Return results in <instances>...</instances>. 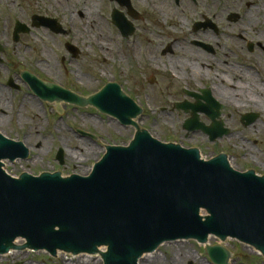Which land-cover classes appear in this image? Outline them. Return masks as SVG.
Listing matches in <instances>:
<instances>
[{"label": "water", "instance_id": "95a60500", "mask_svg": "<svg viewBox=\"0 0 264 264\" xmlns=\"http://www.w3.org/2000/svg\"><path fill=\"white\" fill-rule=\"evenodd\" d=\"M117 1L131 13L130 0ZM112 18L125 37L132 35L134 27L122 13L114 11ZM33 21L34 26L62 32L55 20L36 16ZM26 30L19 24L16 39ZM24 77L49 103L95 106L137 131L127 146H107L88 175L64 178L59 172L23 173L19 178L7 174L3 160L25 159L29 150L0 133V254L11 249L47 250L53 256L57 250L95 254L106 246V264H137L163 241L204 242L214 235L239 239L264 256V178L234 170L224 154L206 161L195 148L154 139L134 123L140 109L117 83L81 98L30 74ZM192 120L185 125L188 131L212 129V139L223 134L219 125L205 129ZM57 159L63 164L62 152ZM18 239L24 243L15 245ZM219 250L210 249L211 258L226 263L228 253Z\"/></svg>", "mask_w": 264, "mask_h": 264}, {"label": "rangeland", "instance_id": "374dc122", "mask_svg": "<svg viewBox=\"0 0 264 264\" xmlns=\"http://www.w3.org/2000/svg\"><path fill=\"white\" fill-rule=\"evenodd\" d=\"M160 1L165 8L163 18L155 12L149 0H132V5L143 13V17L141 21L135 23L136 27H139L136 33L125 39L113 25L111 13L113 9L123 13L126 10L110 0H97L99 2L97 8H92L91 0H60L54 1L55 3L52 0H0V43L4 49V52L0 53L3 60L0 64V82L12 78L17 84L15 74L30 69L46 77L48 81L59 85L62 82L75 92L84 93L86 96L96 94L106 83L117 82L139 104L141 101L146 102L143 94H148L150 102L147 109H153L155 113L147 111V114L137 119L141 129L148 131L161 142L182 143L187 148L197 147L207 159L225 152L236 161L234 167L243 171L239 123L226 126L231 132L238 133L237 136L223 138L222 141L215 143H210L202 133L189 135L182 127L188 115L171 109L160 110L161 107L168 106L167 101L174 102L183 98L179 95L183 82L173 81L168 74L166 78L163 73L158 76V71L154 68L144 69L147 60L143 58V55L149 58L154 49L158 50L160 43L167 41L163 34L173 32L172 26L179 24L178 15L182 18L183 14L188 19L195 20L199 18L195 11L206 15L208 4H212V11L216 12L218 8L227 6L228 2L198 0L199 5L194 7L192 3L191 6L188 1L181 0L182 6L179 7L173 0ZM96 11L98 20L103 24L101 37L108 39L107 47L104 49L98 48L95 42L96 38H101L97 34L100 32L87 35V39L83 37L85 33L83 26L88 23L89 13L94 16ZM36 14L58 20L68 34L57 36L48 29H32L31 34L21 36L22 38L15 43L13 31L16 21L24 24L26 22L30 27L32 17ZM93 22L94 27L96 21ZM69 44L80 51L77 59H73L67 50L66 46ZM120 69L128 72L130 77L127 80L121 75ZM152 77L156 78H154L157 80L156 83L149 81ZM137 79L148 87L146 92L141 88L137 90L140 86L135 82ZM199 80L206 83L205 80L195 78L188 82L191 84ZM2 87L0 86V89ZM13 95L17 97L14 105L8 104V97L4 104L0 100V113L2 109L7 112L4 116L7 124L5 127L0 125V131L10 139L23 141L28 149H31L28 160L5 162V170L13 176L19 177L25 171L34 175L43 172L51 174L60 172L63 176L89 174L93 165L105 154L107 145L126 146L135 136L133 127L122 126L116 119L100 114L94 107L77 108L64 103L60 105L40 103L25 88L21 92H14ZM32 104L35 107L31 106ZM227 113L238 115L234 110ZM85 132L96 136V139L84 137ZM61 150L64 158L62 166L56 159ZM86 151L90 152L85 153ZM71 155L77 158L73 159ZM230 241L227 246L234 252L236 262L249 260L247 255L251 254L252 260H257L255 264H263L260 262L262 256L252 248L250 251L243 244ZM194 245L185 243L180 248L184 252L189 249L203 252V248L196 243ZM161 250L178 252L179 247H175L174 250L163 247ZM14 253L15 257H12L13 255L1 257L0 264H71V262L76 264L77 261L80 263L96 261L95 264H103L99 255L94 257L85 254L76 258L70 254H60L57 258H51L44 253L27 252L25 255L19 254L20 252ZM184 260L183 264H188L189 261L194 262L193 264L199 263L197 255L193 260L189 257H185Z\"/></svg>", "mask_w": 264, "mask_h": 264}, {"label": "flooded vegetation", "instance_id": "af4514ba", "mask_svg": "<svg viewBox=\"0 0 264 264\" xmlns=\"http://www.w3.org/2000/svg\"><path fill=\"white\" fill-rule=\"evenodd\" d=\"M173 1L177 6H182L181 0ZM183 1H188L189 5L192 6L193 4L194 7L199 5L198 0L195 2L193 0ZM227 2V6L218 8L216 12L212 11V4H208L205 10L206 15L195 11V15L199 17L195 20H190L183 14L182 18L178 15L177 22L179 21V24L177 25L176 23L175 26H172L173 32H164L163 34V37L167 41L160 43L158 50L154 49L153 54L149 58L143 55V58L147 60L144 69L154 68L158 71V76L163 73L166 78L168 74V77L173 81L183 82L179 93L183 98L174 102L167 101L168 106L161 107L160 110L171 109V111L177 113L187 112L188 114L198 112L199 120L205 127L220 124L226 128L227 125H232V123H239L243 172H254L255 175L263 177L264 0H227ZM142 17L143 13L140 14L141 19ZM138 28L136 27L134 34ZM32 29L40 28L31 24L29 33L20 35L16 42L22 38L21 36L31 34ZM147 50L151 51V49ZM137 52L139 54V50ZM72 58L75 59L74 56ZM2 63L3 60L1 58L0 64ZM27 70L37 78L47 81L46 77L41 74L30 69ZM120 70L121 75L125 76L127 80L130 77L128 72L126 73V70L123 69ZM15 75H17L18 79L17 84L12 78L0 82V86H3L2 89L6 93L8 92L3 101L0 99L3 104L4 102L6 103L8 97V104L14 105L17 97L13 93L21 92L23 88L27 89L31 96H34L31 92L30 85L22 77L21 72ZM154 78L152 77L149 81L156 83L157 80H154ZM191 78L205 80L206 83L199 80L189 84L188 81ZM135 82L136 84H140L137 87L138 91L141 88L143 92H146L148 87L143 82L139 79ZM60 85L65 89L75 92L62 82ZM75 93L84 94L80 92ZM125 93L130 96L127 92ZM143 95L145 96L146 102L141 101V105H139L142 108L144 116L148 113L147 105L150 101H148L147 93ZM34 97L37 98L36 96ZM38 100L40 103H44L40 98ZM179 104L184 105L186 110L178 108ZM232 110L237 112L238 115L226 114V112H231ZM152 111L154 112L153 109ZM211 112L215 114V118L209 116ZM6 113L2 109L0 114L5 116ZM227 130L229 134L216 139V141H222L223 138L230 139L238 135L234 131ZM228 157L233 165L236 164L234 158L231 156ZM230 240L228 239L222 243L217 237H211L206 246L200 245L196 240L167 242L157 252L150 254L148 257H156L157 264H183L185 257L193 260L195 255L198 256V264H255L257 262V260H252L251 254L247 255L249 260H243L244 262L242 263L236 262L234 252L227 246L231 242ZM213 241L215 243H212ZM233 241L235 243L237 242L235 240ZM185 243L188 245H194L196 243L199 247L203 248V252H199L197 249H189L192 254L188 255L180 248ZM163 247L172 248V250L175 247H179V251L162 252L161 249ZM207 247H220V253H223L225 250L227 252L229 251L230 260L226 263H221L215 259L218 256L211 258ZM246 247L251 251L250 246ZM198 254L203 256V258ZM143 258L144 256L139 259L138 264H147L149 262L148 259L143 260ZM260 262L264 264V259H260ZM193 263L191 261L188 262V264Z\"/></svg>", "mask_w": 264, "mask_h": 264}, {"label": "bare ground", "instance_id": "6f19581e", "mask_svg": "<svg viewBox=\"0 0 264 264\" xmlns=\"http://www.w3.org/2000/svg\"><path fill=\"white\" fill-rule=\"evenodd\" d=\"M53 2L55 1H58V2H60V0H52ZM92 2H93V6H92V8H97L98 7V5H99V2H97V0H91ZM54 2V3H55ZM149 2H150V5L153 7L154 6V8H155V12H157L158 13V15H160L162 18L165 16L164 14H165V8H163V6L164 5H162V2L160 1V0H149ZM98 12L96 11V13H95V15L93 16L91 13H89V17H88V23H87V25L86 26H83V29H84V31H85V33H84V35H83V37L85 38V39H87L88 38V36L87 35H93V32H100V33H97L98 34V36H102V34H103V32H102V27H103V24H102V21L101 20H98L99 18H98ZM96 21V23H95V26L93 27V25H94V22L93 21ZM94 35H96V33L94 34ZM104 37H101V38H99V39H95L96 41L95 42H97V47L98 48H105V47H107V41H108V39L106 40V38H104ZM88 82V81H87ZM6 98V91H4V90H2V89H0V99L3 101L4 99ZM31 106H33V107H35L34 106V104H32ZM139 122V120H136L134 123H138ZM6 124H7V122H6V118L4 117V115L3 114H0V125H2L3 127H5L6 126ZM138 124H140V123H138ZM25 144V143H24ZM90 151H86L85 153H89ZM74 157L75 158H77L75 155H71V158H73L74 159ZM104 250H105V248H100V253L101 252H104ZM186 252V254H188V255H191L192 254V252L190 251V250H186L185 251ZM148 256H150V255H146V256H144V258H143V260H147L148 259V263L147 264H157V259H156V257H153V258H150V257H148ZM71 264H74L73 262H71ZM76 264H95L94 262H91V261H86L85 263H80V262H78L77 261V263Z\"/></svg>", "mask_w": 264, "mask_h": 264}]
</instances>
